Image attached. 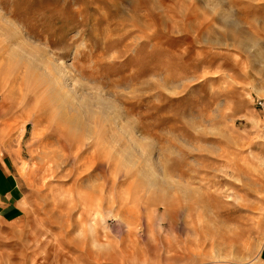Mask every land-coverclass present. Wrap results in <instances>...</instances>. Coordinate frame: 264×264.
Instances as JSON below:
<instances>
[{
    "label": "rangeland",
    "instance_id": "obj_1",
    "mask_svg": "<svg viewBox=\"0 0 264 264\" xmlns=\"http://www.w3.org/2000/svg\"><path fill=\"white\" fill-rule=\"evenodd\" d=\"M264 0H0V264H258Z\"/></svg>",
    "mask_w": 264,
    "mask_h": 264
},
{
    "label": "built area",
    "instance_id": "obj_2",
    "mask_svg": "<svg viewBox=\"0 0 264 264\" xmlns=\"http://www.w3.org/2000/svg\"><path fill=\"white\" fill-rule=\"evenodd\" d=\"M256 104L258 106L261 119L263 121V137H264V97L257 99Z\"/></svg>",
    "mask_w": 264,
    "mask_h": 264
},
{
    "label": "crops",
    "instance_id": "obj_3",
    "mask_svg": "<svg viewBox=\"0 0 264 264\" xmlns=\"http://www.w3.org/2000/svg\"><path fill=\"white\" fill-rule=\"evenodd\" d=\"M258 264H264V244H263V247L260 250Z\"/></svg>",
    "mask_w": 264,
    "mask_h": 264
}]
</instances>
